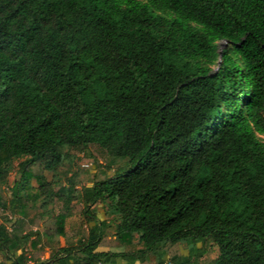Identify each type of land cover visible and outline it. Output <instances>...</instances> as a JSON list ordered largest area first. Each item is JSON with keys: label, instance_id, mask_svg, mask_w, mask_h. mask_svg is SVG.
<instances>
[{"label": "trees", "instance_id": "16d2710c", "mask_svg": "<svg viewBox=\"0 0 264 264\" xmlns=\"http://www.w3.org/2000/svg\"><path fill=\"white\" fill-rule=\"evenodd\" d=\"M88 148L104 170L73 203L78 176L43 172ZM22 157L0 264H264V0H0V182ZM42 195L58 213L27 216Z\"/></svg>", "mask_w": 264, "mask_h": 264}, {"label": "rangeland", "instance_id": "374dc122", "mask_svg": "<svg viewBox=\"0 0 264 264\" xmlns=\"http://www.w3.org/2000/svg\"><path fill=\"white\" fill-rule=\"evenodd\" d=\"M220 43L223 44L222 42ZM213 68L215 69L216 66H214ZM92 158H95L98 162H100V164H103L104 162V155L94 151L91 148H88L87 151L83 153L81 152L74 156L64 157L55 170H45L43 172L45 180L51 187H54L56 185L62 186L63 190L65 191L68 186L67 178L70 177L72 174H75L76 176H78V182L75 183L74 188L71 191V195H73L74 197L72 202H80L82 186L85 184H90L89 181L93 173H97L99 171L104 170L103 166H96ZM22 159H24V157L12 159L6 165L7 173L2 182H0V195H2L5 200V207L2 213L0 214V222L5 221V219H8L9 221H15L16 219L22 217L17 211V203L14 205H11L10 203V199L12 198L13 184L20 177L18 163ZM111 172L112 171H108V173ZM26 182L31 186V193L38 190L40 183L38 182V180H36L34 176L30 177ZM23 183V180H21L17 188V195L19 196L24 194V189L21 187ZM112 207L113 202L109 199H105L102 202H96L95 204L89 206L91 214L93 215L96 221H105L106 226L104 229V234L109 238L112 237L115 224L118 221V216L112 211ZM25 210L27 212V216H32L34 213L40 212L42 214L43 219L52 215H56L58 213V208L55 207L52 204L50 198L45 195L40 196L35 202H30L26 206ZM85 218L86 215L82 213V211L74 212L65 217L63 222L64 232L60 237L61 245H69L76 243L77 238L80 235L78 230L86 229L87 222ZM136 241L137 236L134 235V242ZM27 248H29V246H27ZM180 249L181 252L184 254L191 253V250H189L185 244H181ZM216 254L217 248L210 242H207L205 246V253L203 256H208L212 258L215 257ZM46 256V253L42 254L41 260H45ZM117 264H125V262L119 259ZM134 264L140 263L135 262ZM163 264H170L166 257L164 258Z\"/></svg>", "mask_w": 264, "mask_h": 264}]
</instances>
